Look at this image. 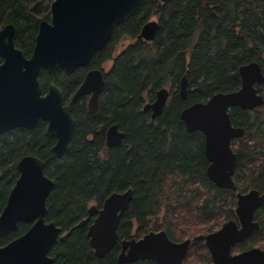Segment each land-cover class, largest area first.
I'll return each mask as SVG.
<instances>
[{
  "label": "trees",
  "instance_id": "trees-1",
  "mask_svg": "<svg viewBox=\"0 0 264 264\" xmlns=\"http://www.w3.org/2000/svg\"><path fill=\"white\" fill-rule=\"evenodd\" d=\"M53 1L0 0V29L9 24L15 27V45L27 58L33 54L40 22L51 20ZM151 20L158 22L154 39L139 38ZM127 39L132 42L119 49ZM108 61L112 66L104 76L98 110L90 114L87 97L76 102L72 99L88 71L103 70ZM251 62H258L264 72V0H141L134 14L115 28L87 67H79L71 75L58 72L57 85L63 91L64 105L71 107L76 126L73 148L58 159H50L45 168L47 177L54 181L46 221L60 227L62 236L87 218L92 203L101 208L110 195L129 189L133 196L120 221V238L130 236L134 220L137 233H147L148 219L159 213L165 200L168 204L181 202L202 221H210L223 211L217 201L225 205L229 201L227 219H236L232 209L236 192L220 189L210 181L205 136L188 132L180 114L217 93L239 90V68ZM185 75L188 93L183 100L180 82ZM39 82L46 94V70L40 72ZM162 88L168 89L170 96L161 116L152 119L144 106L153 103ZM256 88L264 96V84ZM230 117L234 127L245 129L244 138L232 143H239L234 149L237 191L245 193L251 187L264 193V166L257 174L249 166L264 153V105L254 110L234 107ZM112 125L119 127L124 138L117 146L108 147L106 133ZM47 127L48 123L40 120L34 129L17 128L0 134V215L19 178V161L29 155L48 159L56 138L47 135ZM252 139L256 140L253 146L245 144ZM242 177L247 183L238 186ZM183 184L199 185L192 198L186 195ZM203 191L208 196L203 195L199 205ZM255 218L261 223L255 235H262L264 203ZM31 226L21 222L15 232L1 235L0 247ZM175 226L174 221L166 219L167 232L173 237ZM50 254L55 264H120L117 247L102 258L95 256L86 228H75L64 241L58 240Z\"/></svg>",
  "mask_w": 264,
  "mask_h": 264
},
{
  "label": "water",
  "instance_id": "water-1",
  "mask_svg": "<svg viewBox=\"0 0 264 264\" xmlns=\"http://www.w3.org/2000/svg\"><path fill=\"white\" fill-rule=\"evenodd\" d=\"M140 3L141 0H54L51 20L40 22L30 58L16 47L13 25L0 29V55L3 58L0 63V134L17 128L31 130L44 120L48 123L47 135L56 138L46 161L29 155L17 165L20 175L0 215V236L15 232L21 222L32 223V226L22 236L0 247V264H55L49 256L51 248L59 239L65 240L75 228L86 227L94 215L87 235L95 256L102 258L117 245L118 227L133 191L113 193L102 208L91 206L87 218L60 236L61 228L53 222L47 223L45 218L47 201L54 189V181L47 177L45 168L50 159L62 157L74 146L76 120L71 107L64 105L63 91L57 85L58 71L71 75L77 68L88 66L94 55L108 43L115 28L129 19ZM157 29L158 22L151 20L144 25L139 38L152 41ZM41 70H46L49 75L46 94L42 93L39 82ZM239 73V90L217 93L207 102L186 107L180 114L188 132H202L205 136L210 181L220 189L235 192L237 154L232 142L243 138L245 129L233 126L230 111L234 107L254 110L264 105V96L256 88L264 84L262 66L251 62L241 66ZM104 85L103 72L91 70L72 101L91 95L88 110L94 114ZM187 93L188 78L185 75L180 82V97L185 100ZM169 96L168 89H160L155 101L146 104L144 111L151 112L152 119H156L163 113ZM123 138L124 133L119 127L112 125L106 133V145L117 146ZM236 197L238 221L230 220L213 233L181 243L170 240L166 231L150 232L138 241H123L119 263L153 260L160 264H182L192 241H205L212 264H264V251L260 248L232 253L234 246L260 231L255 213L264 203V193L252 189L247 193L237 192Z\"/></svg>",
  "mask_w": 264,
  "mask_h": 264
},
{
  "label": "rangeland",
  "instance_id": "rangeland-1",
  "mask_svg": "<svg viewBox=\"0 0 264 264\" xmlns=\"http://www.w3.org/2000/svg\"><path fill=\"white\" fill-rule=\"evenodd\" d=\"M131 42L132 41L127 40V41H125V44H129ZM255 141L256 140L252 139L251 141H248L245 144H248L249 146H253ZM232 147H233V149H237L239 147V143H237L235 146H232ZM263 147H264V142H263ZM249 166H252L253 171L257 174L260 171V169H262L264 166V153H261L257 157H255L253 164H249ZM250 173H251L250 170H247L245 173V174H247L248 178H250ZM246 183H247V179L242 177L238 181L237 184H238V186L239 185L245 186ZM196 187H199V185H197V184L184 185V188L186 190L185 192L187 193V194L186 193L185 194L188 197L192 198L193 190ZM252 189H254V188L250 187V188H248V191H250ZM247 192H245V193H247ZM203 195L208 196V192L203 191V194H201V196H203ZM204 198L205 197L203 196V198L199 200V205L202 203ZM227 200L225 201V203L227 202ZM195 202H197V200ZM168 203H169V201L165 200V203L161 207V210L159 211V213L149 219L150 224L148 226V230H161V229L167 230L166 229V219L168 218V219L174 221L176 224L175 229L173 230L174 237L176 239L183 240L186 238H192L193 236H196L198 234H208L210 232H215V231L219 230L224 223L228 222V220H238L236 213H235L236 219H227L228 214H229V210H230L229 209L230 207H228L230 204L229 201L226 203L227 206L223 202L217 201L218 206L219 205L223 206V211L217 212L216 216L213 217V219H211L210 221H202V220L198 219L197 217H194V215H191V213H190V208L189 207L187 208L181 202H177L176 200H174L172 203H170V204H172L171 208L169 207L170 204H168ZM183 203H185V202L183 201ZM92 205H95V204L92 203L91 206ZM236 207H237V197L235 198V205H234V207H232L233 211L236 210ZM170 209H171V213H169ZM172 209H173V211H172ZM189 224H191V225H189ZM135 230H137V229H135ZM188 230L196 231V233L189 234ZM141 236H142V234H141ZM255 244L257 247L264 250V233L262 235L256 236ZM198 245H200V244H197L196 247ZM239 248H238V246L233 247L232 252L238 253L240 250ZM198 249H199V251H198ZM208 252H207L205 247L197 248L196 251L190 253L191 258L188 259L187 260L188 262L185 264H212V260L209 257L210 253H208ZM196 255H199V257L197 258Z\"/></svg>",
  "mask_w": 264,
  "mask_h": 264
},
{
  "label": "flooded vegetation",
  "instance_id": "flooded-vegetation-1",
  "mask_svg": "<svg viewBox=\"0 0 264 264\" xmlns=\"http://www.w3.org/2000/svg\"><path fill=\"white\" fill-rule=\"evenodd\" d=\"M128 40V39H127ZM127 40H123L121 43H120V48L119 49H124V48H126L127 47V45L128 44H125V41H127ZM111 66H112V61H108V62H106L105 64H104V66H103V70H101L102 72H103V74H104V76H105V73H107L110 69H111ZM87 67V66H86ZM91 70H100V69H91ZM91 70H89V71H91ZM42 71V70H41ZM60 71H62V70H60ZM88 71V72H89ZM59 72V71H58ZM64 72V71H63ZM65 73V72H64ZM87 75V74H86ZM57 77H58V75H57ZM86 77V76H85ZM85 79V78H84ZM90 96L91 95H87V96H84V97H87L88 98V102H89V99H90ZM100 97H101V94H100ZM99 97V98H100ZM151 113V112H150ZM244 138V137H243ZM242 139V138H241ZM237 140H240V139H237ZM237 140H234V141H237ZM233 143V142H232ZM237 192H239V191H237ZM236 192V193H237ZM93 206V205H92ZM97 206V205H96ZM103 207V206H102ZM101 207V208H102ZM95 217H96V215H94L92 218H91V220H90V222L88 223V225L86 226V227H83V228H86L87 229V231H88V227H89V225H91L92 223H93V221H94V219H95ZM150 218H152V217H150ZM149 218V219H150ZM122 219V218H121ZM148 219V220H149ZM255 220H256V218H255ZM236 221H238V220H236ZM256 221H258V220H256ZM259 222V221H258ZM47 223H50V222H47ZM260 223V222H259ZM31 225H32V223H31ZM120 225V224H119ZM133 225H134V229H132V232H131V234H130V236L129 237H121L120 238V236H119V238H118V243H117V245L115 246V247H117V251H118V255H117V259H118V262H119V255L122 253V251H123V241H130V240H132V239H135V240H140V239H142L145 235H147V234H149L150 232H155V233H158V232H160V231H168V230H148V232L147 233H145V234H143L142 236L139 234V233H137V231L135 230V229H137V221L136 220H134V222H133ZM260 225H261V223H260ZM118 229H119V227H118ZM210 233H213V232H210ZM210 233H208V234H210ZM167 234H168V232H167ZM256 232H254L247 240H245L244 242H242V243H240L239 245H236V246H238V248L240 249L239 250V252L238 253H241V252H243V251H246V250H249V249H252V248H259V247H257L256 246V244H255V238H256ZM119 235V234H118ZM199 235H207V234H198V235H196V236H199ZM61 236V235H60ZM63 236V235H62ZM196 236H193L192 238H186V239H183V240H181V239H176L175 237H173V236H171V235H169L168 234V237L170 238V240H172L173 242H175V243H181V242H184L185 240H187V239H191V240H193ZM87 237H88V235H87ZM60 238V237H59ZM89 238V237H88ZM59 240H61V239H59ZM62 241V240H61ZM64 241V240H63ZM89 244H90V239H89ZM197 244H200V245H198L197 247H196V245ZM203 246H202V245ZM91 246V245H90ZM114 247V248H115ZM200 247H205L206 248V250H207V252L209 251L208 249H207V247H206V245H205V241H201V242H194V241H192V243L190 244V247H189V251H188V254H187V256H186V258L183 260V262H182V264H185V263H187L188 261V259H190L191 258V256H190V253L191 252H194V251H196V249L197 248H200ZM235 247V246H234ZM53 248V247H52ZM51 248V249H52ZM92 248V247H91ZM237 249V248H236ZM261 249V248H260ZM92 250H93V248H92ZM263 250V249H262ZM94 251V250H93ZM198 251H199V249H198ZM264 251V250H263ZM50 252H51V250H50ZM128 252V249H126V253ZM208 253H210V252H208ZM233 253V252H232ZM238 253H233V254H238ZM49 256L51 257V258H53V256H51V254L49 253ZM195 256V255H194ZM193 256V257H194ZM196 257L198 258L199 257V255H196ZM209 257L211 258V254L209 255ZM54 259V262H55V258H53ZM212 260V259H211ZM127 264H160V263H158V262H156V261H153V260H139V261H137V262H135V263H127Z\"/></svg>",
  "mask_w": 264,
  "mask_h": 264
}]
</instances>
